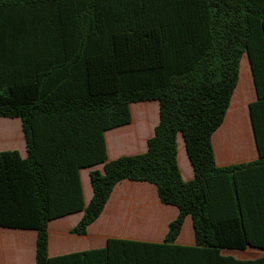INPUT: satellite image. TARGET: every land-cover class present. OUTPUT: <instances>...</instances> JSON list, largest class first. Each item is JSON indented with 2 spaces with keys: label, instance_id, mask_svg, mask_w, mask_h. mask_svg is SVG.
<instances>
[{
  "label": "trees",
  "instance_id": "16d2710c",
  "mask_svg": "<svg viewBox=\"0 0 264 264\" xmlns=\"http://www.w3.org/2000/svg\"><path fill=\"white\" fill-rule=\"evenodd\" d=\"M246 53L259 160L219 168L212 137ZM150 101L159 123L148 151L109 161L105 132L132 122L131 104ZM139 112L155 123L149 107ZM0 118L21 119L28 152H0V227L37 231L36 264H264L222 254L264 248L248 228L252 213L264 228V0H0ZM101 164L86 206L79 172ZM125 180L155 185L179 210L164 242L111 238L49 258V222L83 212L71 233L85 236ZM188 216L196 245L178 246Z\"/></svg>",
  "mask_w": 264,
  "mask_h": 264
},
{
  "label": "crops",
  "instance_id": "0c3cea01",
  "mask_svg": "<svg viewBox=\"0 0 264 264\" xmlns=\"http://www.w3.org/2000/svg\"><path fill=\"white\" fill-rule=\"evenodd\" d=\"M257 101V88L249 56L246 53L241 60L238 85L225 120L212 137L217 167L224 168L259 160L250 112L251 104ZM133 104L130 106L132 122L105 132L109 161L145 154L148 151L149 139L155 135V128L159 123V103L156 110V122L151 124L144 120L141 130L138 131L134 112L138 109L146 110L149 103L139 104L135 107L136 109L133 107L136 105ZM0 127L3 128L0 131V139L2 142H7L4 147H0V152L18 151L23 159L27 158L28 152L21 119L0 118ZM177 142V161L182 178L185 182L193 181L195 172L181 134L178 135ZM92 171L104 172V165L81 169L79 172L86 206L93 197L90 178ZM246 203L250 204V202ZM178 215L179 210L176 207L161 203L155 185L125 180L115 187L103 214L88 228L85 236L71 233L81 221L83 212L49 222L48 255L49 258L54 259L103 249L111 238L163 243L170 224L178 218ZM248 228L253 238L259 241L264 240L262 238L264 228L259 215L252 213L248 217ZM37 240V231L0 227V264H36ZM175 243L184 247L196 245L191 216L185 219ZM222 254L243 261L257 260L264 257V248L248 246L244 250H222Z\"/></svg>",
  "mask_w": 264,
  "mask_h": 264
},
{
  "label": "rangeland",
  "instance_id": "374dc122",
  "mask_svg": "<svg viewBox=\"0 0 264 264\" xmlns=\"http://www.w3.org/2000/svg\"><path fill=\"white\" fill-rule=\"evenodd\" d=\"M142 103H149L150 107L149 106L148 107H149V109H151L153 111V119L157 120V112H156V110H157L158 102H156V101H153V102H140V103L133 104V105H136V106H133V107L135 108V107H137V105L142 104ZM134 119L137 121L136 130L137 131L141 130L142 123H144V120H145V116L141 112H139V109L134 112ZM2 129L3 128H1V131H2ZM6 143L7 142H2V140L0 139V147H4L6 145Z\"/></svg>",
  "mask_w": 264,
  "mask_h": 264
}]
</instances>
